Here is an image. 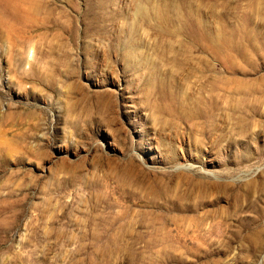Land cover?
I'll use <instances>...</instances> for the list:
<instances>
[{
	"label": "rangeland",
	"instance_id": "1",
	"mask_svg": "<svg viewBox=\"0 0 264 264\" xmlns=\"http://www.w3.org/2000/svg\"><path fill=\"white\" fill-rule=\"evenodd\" d=\"M0 6V264H264V0Z\"/></svg>",
	"mask_w": 264,
	"mask_h": 264
},
{
	"label": "bare ground",
	"instance_id": "2",
	"mask_svg": "<svg viewBox=\"0 0 264 264\" xmlns=\"http://www.w3.org/2000/svg\"><path fill=\"white\" fill-rule=\"evenodd\" d=\"M6 10H7L6 7H1V6H0V14H1L2 12L6 11ZM0 23H1V22H0Z\"/></svg>",
	"mask_w": 264,
	"mask_h": 264
}]
</instances>
